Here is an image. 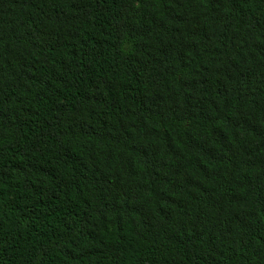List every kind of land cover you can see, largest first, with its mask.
<instances>
[{
	"label": "trees",
	"instance_id": "obj_1",
	"mask_svg": "<svg viewBox=\"0 0 264 264\" xmlns=\"http://www.w3.org/2000/svg\"><path fill=\"white\" fill-rule=\"evenodd\" d=\"M0 264H264V0H0Z\"/></svg>",
	"mask_w": 264,
	"mask_h": 264
}]
</instances>
